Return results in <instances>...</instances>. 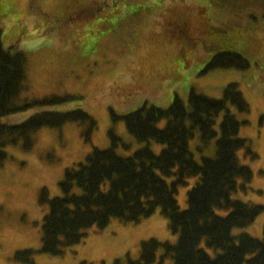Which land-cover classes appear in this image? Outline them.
Listing matches in <instances>:
<instances>
[{
    "label": "rangeland",
    "instance_id": "obj_1",
    "mask_svg": "<svg viewBox=\"0 0 264 264\" xmlns=\"http://www.w3.org/2000/svg\"><path fill=\"white\" fill-rule=\"evenodd\" d=\"M76 5H79L78 7ZM81 6V8H79ZM264 0H0V43L15 44L26 55V87L19 103L45 97H65L51 104L31 106L2 117L18 124L35 113L82 108L96 125L67 123L42 127L32 134L30 150L21 144L4 147L8 156L0 166V264H29L15 258L22 249L41 247L42 222L48 212L41 191L60 196L64 170L85 161L93 148L111 146V130L120 137L115 150L130 156L143 146L159 153L162 144L138 141L128 133L124 115L144 103L166 108L177 95L187 101L191 88L208 97L222 98L223 89L236 82L248 103L246 111L229 104L241 122L239 136L249 149L240 148L239 161L253 178L232 198L264 206ZM220 51L241 54L248 66L208 69ZM222 115L216 117L218 129ZM164 126V121L159 123ZM20 142V141H19ZM214 139L198 135L190 149L200 162L213 156ZM197 178L178 188L180 208L187 206V191ZM220 215L228 213L216 208ZM264 210L254 222L236 232L261 238ZM81 242L59 256L36 252L34 264H112L116 258L140 257L139 244L155 238L176 243L167 218L159 208L136 223L116 218L102 227L90 226ZM199 246L214 257L219 249L202 238ZM151 264H158L163 249ZM172 258L164 256V264Z\"/></svg>",
    "mask_w": 264,
    "mask_h": 264
},
{
    "label": "trees",
    "instance_id": "obj_2",
    "mask_svg": "<svg viewBox=\"0 0 264 264\" xmlns=\"http://www.w3.org/2000/svg\"><path fill=\"white\" fill-rule=\"evenodd\" d=\"M261 16L264 17V12ZM207 64L208 69H243L248 61L239 53L220 51ZM26 66L22 50L15 44L4 48L0 43V166L8 156L6 145L20 143L23 149L30 150L34 142L32 134L42 127L87 123L92 130L96 125L95 119L79 107L68 111L44 110L18 124L3 123V116L31 104L65 99L45 97L19 103V94L26 87ZM229 104L240 111L248 109L236 82L227 84L219 99L191 88L187 101L175 95L166 108L144 103L124 115L113 112V119H122L136 140L162 144L160 152L155 153L146 145L130 156H122L115 150L120 137L111 130L110 147L93 148L85 161L64 170L59 182L60 196L48 197L46 189H42L41 201L48 203L49 210L43 217L41 247L19 250L15 258L34 264L32 257L36 252L62 255L67 247L82 241L84 230L90 226L102 228L112 218L136 223L159 208L170 230L178 235L176 243L149 238L140 242L138 259L126 254L112 264H151L159 249H163V254L158 264H164V256L172 258L171 264H264V225L261 238L244 231L233 232L254 222L264 206L232 198L233 192L248 188L253 171L237 157L240 148L251 151L247 140L239 136L241 122L229 111ZM219 115L222 118L216 129ZM161 121L163 127L159 126ZM195 135L204 143L214 139L213 156H203L200 162L195 159L190 149V140ZM192 177L197 180L187 191V206L180 208L175 194ZM216 208L228 213L217 214ZM202 238L220 252L210 256L199 246Z\"/></svg>",
    "mask_w": 264,
    "mask_h": 264
},
{
    "label": "flooded vegetation",
    "instance_id": "obj_3",
    "mask_svg": "<svg viewBox=\"0 0 264 264\" xmlns=\"http://www.w3.org/2000/svg\"><path fill=\"white\" fill-rule=\"evenodd\" d=\"M76 6L78 7L79 5H76ZM79 8H81V6Z\"/></svg>",
    "mask_w": 264,
    "mask_h": 264
}]
</instances>
